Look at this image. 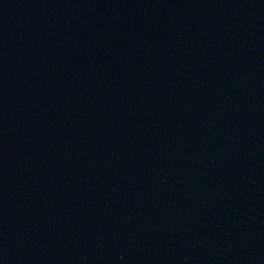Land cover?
I'll list each match as a JSON object with an SVG mask.
<instances>
[{
    "label": "water",
    "instance_id": "obj_1",
    "mask_svg": "<svg viewBox=\"0 0 264 264\" xmlns=\"http://www.w3.org/2000/svg\"><path fill=\"white\" fill-rule=\"evenodd\" d=\"M0 264H264V0H0Z\"/></svg>",
    "mask_w": 264,
    "mask_h": 264
}]
</instances>
